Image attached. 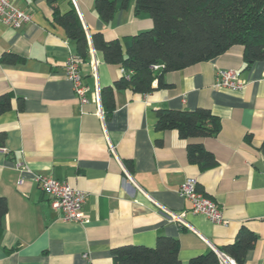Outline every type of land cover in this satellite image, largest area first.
Instances as JSON below:
<instances>
[{"label": "crops", "instance_id": "obj_1", "mask_svg": "<svg viewBox=\"0 0 264 264\" xmlns=\"http://www.w3.org/2000/svg\"><path fill=\"white\" fill-rule=\"evenodd\" d=\"M12 1L32 20L21 28L0 22V96H13L12 108L0 114V131L7 135L0 147V195L9 206L0 264H114L113 248L155 246L160 235L178 238L181 263L189 264L192 257L233 242L243 225L258 235L244 264H264V61L247 66L243 46H233L212 60L167 73L171 87L147 94L117 90L116 109L103 120L93 93L121 78L122 66L107 63L95 50L96 76L90 59L82 61L90 101L81 104L65 75L76 44L54 21L49 1ZM73 2L90 34L116 39L153 26L148 14L135 13V0L109 23L97 13L95 0ZM58 3L67 10L65 0ZM4 54H10L5 61ZM220 68L237 70L244 86H216ZM199 106L221 119L217 134L188 140L177 130L155 128L158 109ZM190 141L203 142L217 164L202 170L190 161ZM19 162L30 171L19 170ZM35 175L66 180L84 191L89 221L64 220ZM188 177L221 206L227 224L191 210L179 194ZM156 202L184 221L171 219Z\"/></svg>", "mask_w": 264, "mask_h": 264}, {"label": "trees", "instance_id": "obj_2", "mask_svg": "<svg viewBox=\"0 0 264 264\" xmlns=\"http://www.w3.org/2000/svg\"><path fill=\"white\" fill-rule=\"evenodd\" d=\"M54 21L61 25L76 44V57L90 59L91 50L103 54L110 64H119L126 71L113 85L101 89L106 117L116 109V91L131 89L147 94L172 84L165 75L192 65L212 60L236 45L244 48L247 66L264 61V0H135V13L148 14L153 20L150 29L135 35L107 39L102 32L88 33L73 0H65L68 8L61 11L59 0H48ZM133 0H95V9L109 23L119 10L130 8ZM10 56L4 54L2 60ZM159 65V68H154ZM157 81V85L154 82ZM12 94L0 96V114L12 108ZM23 108V100L20 101ZM157 130H177L188 140L206 138L221 129V119L207 107L189 109L160 108L156 111ZM7 135L0 131V147ZM188 158L202 170L214 167L217 159L201 141H190ZM129 169L131 165L128 164ZM8 200L0 195V233L8 212ZM258 235L243 225L233 242L221 249L244 264ZM178 238L160 235L155 246L125 244L112 249L114 264H182ZM189 264H220L211 250L192 257Z\"/></svg>", "mask_w": 264, "mask_h": 264}, {"label": "built area", "instance_id": "obj_3", "mask_svg": "<svg viewBox=\"0 0 264 264\" xmlns=\"http://www.w3.org/2000/svg\"><path fill=\"white\" fill-rule=\"evenodd\" d=\"M31 20V13L14 4L12 0H0V22L14 28H21ZM89 61L94 74L97 76L99 59L94 49L91 50ZM81 63L82 62L76 55L70 56L65 63V75L72 82L81 104H86L90 101V97L88 96L89 87L84 82ZM154 68H159V65H155ZM123 71L124 74H127L124 69ZM215 85L218 87L240 89L244 86V80L241 79L240 73L237 70L232 68H220L216 72ZM92 99L98 104V114L104 120V110L99 88L93 93ZM108 144L110 151L115 154V147L109 140ZM17 168L21 171H30L25 164L20 162L17 164ZM35 180L39 183L44 193L50 198L51 207L56 211H62L64 220L79 223H86L89 221L88 215L84 211V203L86 200V193L84 191L72 186L66 180H59L52 176L35 175ZM179 194L190 202L191 210L194 213L203 214L216 223H228V220L224 217L221 206L199 188L196 178H186L179 187ZM156 203L160 210L170 215L171 219L180 222L184 221L182 215L168 210L158 202ZM215 252L217 253L220 264H239L234 257L224 252L222 249L215 248Z\"/></svg>", "mask_w": 264, "mask_h": 264}]
</instances>
